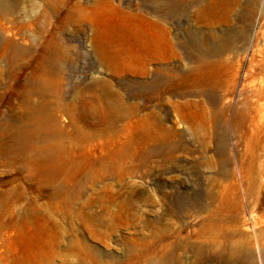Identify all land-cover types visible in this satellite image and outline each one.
<instances>
[{"label":"rangeland","instance_id":"374dc122","mask_svg":"<svg viewBox=\"0 0 264 264\" xmlns=\"http://www.w3.org/2000/svg\"><path fill=\"white\" fill-rule=\"evenodd\" d=\"M11 1L0 5V264H264V129L247 131L237 92L264 0H165L169 17L148 0ZM124 12L165 28L173 58L141 30L158 60L113 53ZM157 77L165 85L146 90ZM38 83L45 96L31 102L59 128L50 146L67 177L35 170V151L4 131ZM96 91L122 104L98 130L80 121Z\"/></svg>","mask_w":264,"mask_h":264},{"label":"bare ground","instance_id":"6f19581e","mask_svg":"<svg viewBox=\"0 0 264 264\" xmlns=\"http://www.w3.org/2000/svg\"><path fill=\"white\" fill-rule=\"evenodd\" d=\"M170 1L148 0L150 5H152L156 10L161 11V9H164V15H167L168 17L169 15L178 14L176 8L172 9L171 7H169L171 4ZM11 3H12L11 0H0V5L3 6L5 10L10 8V6L12 5ZM222 4L224 5L223 2ZM259 8L260 9L257 13L256 20L253 26L249 23L250 26L252 27V32L248 39V47L251 50L249 57V64H248L249 67L247 71H245L241 79V82L239 84V88L237 90L238 95L241 97L240 99L241 105L243 106V110L241 113L244 119L242 118L241 120H244V125L247 127V131H249L252 135L257 134L260 130L262 131L264 129L263 123H261V121L259 120L261 116V111L264 109V23H263L264 8L263 5H261ZM113 10L114 9H112V11ZM67 16H69V13H67ZM195 41H196L195 43L196 53H198L197 55H199V58H201V56H203L206 53L204 52L203 54V50L205 48L202 47L203 43L201 42L202 40L200 37L197 38V40ZM50 46L52 47L51 44ZM99 48H103V44H100ZM201 68L200 70H203ZM39 84L40 83L35 84L36 87L30 86V88L28 89L26 88L27 90L24 92L25 93L24 98L27 107L26 114L18 118L16 122L11 123L10 120L6 121L4 131L5 132L12 131V135L9 138V142H12L15 146H17L18 147L17 150H20L21 152L24 153H26L29 150L35 151L34 157L32 158L31 161H29L30 165L34 167L35 170L45 172L46 174L48 173V175L52 179L59 178L61 174L67 177V175L63 173L64 170L63 167L57 165L54 162L52 158V148L50 146V142L52 140V134L54 135V133H56L59 128L57 129L55 127L56 124L53 127L50 126L52 119L51 118L48 119V117H46V114H44L43 103H40L39 105L35 103L36 105H33L31 102L32 95L37 94L39 98H43L45 96L46 91L45 89H42L40 87L41 85ZM161 85H165V83L163 84V80H161L160 77H157L154 79L153 84H150L149 86L146 87V90L152 89L154 91H157L156 89ZM48 93L49 92H47V94ZM95 93L100 98L91 101V103L88 102L85 104V107L81 112L80 121L82 120L83 123H85L86 125H91L93 129L98 130L103 123L111 125V123L114 120L115 110L118 109L120 106H122V104L116 102V106H115V102L112 99L111 101L104 102L102 99L101 91H96ZM96 102L101 103L103 105V108H100L98 106L99 103L97 104ZM93 103L96 104L94 105ZM239 122H240L239 124L242 125L241 122L243 123V121H239ZM36 137L39 138L38 143L41 144L39 147L36 146L33 140ZM151 264H161V263L157 261H152Z\"/></svg>","mask_w":264,"mask_h":264},{"label":"crops","instance_id":"0c3cea01","mask_svg":"<svg viewBox=\"0 0 264 264\" xmlns=\"http://www.w3.org/2000/svg\"><path fill=\"white\" fill-rule=\"evenodd\" d=\"M125 19L121 17H117L116 20L112 21V27L114 29L115 25H117V34L112 31V52L119 54H137L142 58L141 66H147L148 61L158 60L159 56L156 55L154 58L147 60L146 58V40L147 38L142 36H137L134 32L136 30H141L142 33H153L155 38L153 42L155 43V48L160 49V47H164V57L163 61L166 59H171L174 56L173 44L171 42L170 35L168 31L163 28L159 23L150 21L149 19L136 15V14H127L124 12ZM131 19H137V22H132ZM162 32V36L159 35V32Z\"/></svg>","mask_w":264,"mask_h":264}]
</instances>
